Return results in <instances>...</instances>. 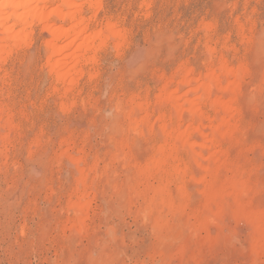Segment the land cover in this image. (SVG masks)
Here are the masks:
<instances>
[{
	"label": "rangeland",
	"instance_id": "374dc122",
	"mask_svg": "<svg viewBox=\"0 0 264 264\" xmlns=\"http://www.w3.org/2000/svg\"><path fill=\"white\" fill-rule=\"evenodd\" d=\"M79 1L63 81L0 34V264H264V0Z\"/></svg>",
	"mask_w": 264,
	"mask_h": 264
},
{
	"label": "bare ground",
	"instance_id": "6f19581e",
	"mask_svg": "<svg viewBox=\"0 0 264 264\" xmlns=\"http://www.w3.org/2000/svg\"><path fill=\"white\" fill-rule=\"evenodd\" d=\"M52 2H59L60 3L59 6H61V8L57 7L58 9H55L54 7L53 10L51 9V11L47 12L46 5L47 3H52ZM79 2H81V0ZM85 3L86 4L88 3L90 8L93 7L94 5H100L98 1L96 4H94V0H85ZM78 5H80V3L77 4V0H0V34L7 35L11 40L15 41L14 43L16 42L20 43L28 39V35H25L26 29L30 28L34 23L41 24L43 26V32L49 35V37L52 40V42H49L47 44V49L51 53V56L49 55L50 59L47 60L48 61L47 66H49L51 71L55 73L58 81H63L67 77L72 76L76 71L75 69L73 70L66 69L67 67L65 66L66 63L60 60V56L65 50H67V48H70V46L74 44L76 45V43L78 44V40L83 36L85 32V27L82 29L81 27H79L80 29L76 30L78 26H81L84 23L82 20H78L79 19L78 14L81 11L80 9H79L80 11H78V7H80ZM94 8L96 9V7ZM52 16H56L62 22L76 21L77 23H74L75 25L71 26L72 28L70 29H67V28L64 29L62 26L52 25L48 23V20ZM13 20H16L18 24L20 25V29L17 32H15L16 30L13 31L16 25L12 26L14 25L12 24L10 26V23ZM109 27L111 26L109 25ZM109 27L107 26V28ZM111 28H109L110 33H112ZM103 31H99V32L95 31L96 33H94L93 35L89 37H86V38L85 36L82 37L81 39L82 42L79 43L76 47L77 51H80L81 53H83V55L84 53L91 51L93 49L94 43L97 40H102L104 38V35H106L104 34L105 32ZM66 39H70V42L65 44V46H59V43L62 42L63 40L66 41ZM0 47H2L1 44H0ZM2 49L0 48V50ZM80 52H79V55H81ZM77 54L78 53L75 54L76 57H77ZM75 58L72 57L74 61H76ZM78 59L79 57H77V60ZM62 71H66V72H62ZM227 72L228 71H226V73Z\"/></svg>",
	"mask_w": 264,
	"mask_h": 264
}]
</instances>
